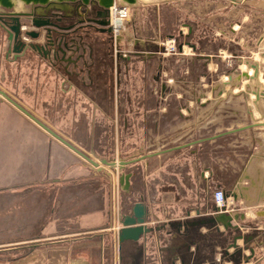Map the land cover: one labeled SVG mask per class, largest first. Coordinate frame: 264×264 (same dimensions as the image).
<instances>
[{"label":"crops","instance_id":"obj_1","mask_svg":"<svg viewBox=\"0 0 264 264\" xmlns=\"http://www.w3.org/2000/svg\"><path fill=\"white\" fill-rule=\"evenodd\" d=\"M189 1L138 0L132 6L153 9L152 32L161 25L162 6L180 11L171 25L182 37L174 55L162 54L160 36H142L130 19L117 42L126 57L107 68L99 44L91 55L93 63L86 51L73 65L53 63L51 57L29 49L16 56L7 51L6 43L0 54V86L99 161L100 167H93L0 98V264H93L94 249L98 264H108L109 249L123 264L125 251L136 245L144 248L141 264H180L176 249L183 235L178 233L186 231L206 236L182 247L186 264L217 263L222 246L231 240L222 244L221 236L231 238L232 231L221 225L218 230L204 225L184 230L176 225L214 214L219 207L213 198L216 190L223 192L226 210L244 214L243 220L232 223L241 234L250 235L246 246L254 250L247 262L220 259L219 263L264 264V92L255 90L261 95L255 100L234 96L236 73H252L246 62L257 59L240 53L243 43L244 49L248 47L246 35L229 40L238 52L216 43L226 36L215 22L223 9L221 1L195 0L192 10L197 22L187 23ZM254 2L229 1L228 12L243 16L229 23L232 34L241 25H251L252 8L264 9V0ZM249 4L254 7L244 11L242 5L247 10ZM203 8L210 13L203 16ZM200 26H207L202 33L206 36L194 38ZM24 42L41 44L44 32L37 39L25 37ZM194 63L207 72L197 77V94L185 97L187 91L178 86L174 74L181 71L184 80ZM236 63L242 64L235 68ZM227 71L234 76L228 81L226 76L213 81L204 77L218 78V73ZM253 82L241 83L253 88ZM240 101L246 105L242 113L234 107ZM254 106L259 113L252 112ZM110 146L112 155L107 157ZM101 159L136 161L115 170L101 164ZM121 172L131 173L128 191L118 184ZM137 201L146 207L147 226L164 227L138 241L118 243L120 218ZM216 240L210 262L205 258L206 242ZM237 245L243 257L249 254L242 239ZM234 257L239 259L238 254Z\"/></svg>","mask_w":264,"mask_h":264},{"label":"water","instance_id":"obj_2","mask_svg":"<svg viewBox=\"0 0 264 264\" xmlns=\"http://www.w3.org/2000/svg\"><path fill=\"white\" fill-rule=\"evenodd\" d=\"M231 1H238V0H231ZM119 2L122 4H126L129 6H135L138 4V0H0V8L7 11V15H11L12 20H16L17 24L15 26L9 27V36L8 39L10 42L13 40L17 43L19 38V32H20V23L18 22L20 15H22L20 12H17L16 9L20 5H31L33 6V9L30 13L25 14L26 16H29L31 19V24L33 27V30L26 31L25 34L26 37L30 39H37L42 32H44V37H46V41L43 43H34V42H24L20 41L17 45L12 46L8 51L13 52L16 55H21L24 50L29 49L36 51L38 53L43 54L46 58L47 57H55L56 54H61L62 58L65 54L66 50H70L68 46L63 44H58L56 47L55 43L49 39V33L51 31L56 30H62L65 31L70 28L69 27H61L53 22H48L45 17L48 15H56L57 21H60L63 18L70 17L73 13H79V11H91L92 9L96 8V20H93V22L96 24V29L99 31H104V33L110 35L111 34V28L109 26V12L110 7L115 3ZM77 23H81V20H77ZM12 32L14 34H12ZM120 37V34L113 37L115 42H118ZM171 37V36H169ZM182 44L178 45V49H180ZM193 48V46L191 45ZM78 47H76L77 49ZM261 56L264 57V52L260 53ZM120 57L123 58V56L120 55ZM246 64L249 65V68L253 70L251 74H249L246 71H241L236 73V79L239 80L240 78L254 80L257 78L260 64L258 62H249L247 61ZM228 80L232 79V75H227ZM256 97L258 95L256 92H253ZM0 98H3L6 100L9 104H11L13 107H15L18 111H20L22 114L27 116L30 120H32L35 124H37L39 127H41L44 131H46L50 136L61 142L63 145L68 147L70 150H72L74 153H76L78 156L86 160L88 163H90L93 167L99 168V161H95L93 158H91L87 153L80 150L77 146H75L73 143H71L69 140L64 138L62 135H60L57 131H55L52 127H50L48 124H46L44 121L39 119L36 115H34L31 111H29L26 107H24L21 103H19L15 98H13L10 94L6 92L1 86H0ZM136 159L131 160H107V159H101L100 163L104 164L105 166H108L111 169H123L124 166L135 162ZM131 176L130 172H121L118 176V184L126 191H128L129 187V178ZM213 213L211 216L205 217V218H199L197 220H187L185 222H177L176 225L179 228L182 226L184 230L187 229L188 226H200L204 225L207 227L214 226L216 230H218V226L221 225L223 227L224 231H232L234 234L231 237V240L227 243V246H222V249L220 251L221 259L225 260H232L234 262H247L248 259L251 258V256L254 254V250L251 247L246 246V241L251 239L250 235H243L240 233V227L235 223L233 224L232 221H238L244 219V214L242 213H231L228 210H226L225 205H222L221 207H215L213 209ZM146 207L141 201L134 202L130 208V212L127 214H123L120 218V227L117 230L116 236L118 243H123L125 241H138L140 237L145 236L148 233H151L154 230H158L159 227L163 228L164 225L153 227V226H147L146 221ZM174 225V224H170ZM242 239L243 244L245 245V248H248L249 254L246 256H242L240 254L242 252V249L239 248L237 245V240ZM232 248L234 249V252L230 254L228 252V249ZM238 254L239 259H235V255ZM240 254V255H239ZM182 264V262H180ZM217 264V263H212Z\"/></svg>","mask_w":264,"mask_h":264},{"label":"rangeland","instance_id":"obj_3","mask_svg":"<svg viewBox=\"0 0 264 264\" xmlns=\"http://www.w3.org/2000/svg\"><path fill=\"white\" fill-rule=\"evenodd\" d=\"M212 1L213 0H201V2H206V3L207 2L212 3ZM215 1H217V2L221 1V3L223 4L222 5L223 9L221 10V13H220L221 15H218V17L215 18V22H218L219 24H221L222 27L224 28V30L226 31L225 39L220 40L219 42L216 41V43L220 46V48L232 50L233 51L232 53H234L235 51L238 52L239 48L236 47V44L234 41H236V39L238 37L244 38V35H246V36H248V38H247L246 42L245 41H243V42H245V44H247L248 47H247V49H244V43H243V46L241 47L242 51L240 53H242L241 54L242 56L248 57L249 60H251V58L257 59V62L260 64V68H259L257 78L253 80L254 81L252 84L253 88H250V87L247 88V85L249 83L247 85H243L241 83L242 81L249 80V79H244V78H240L239 80H237V82H238L237 86L234 88V91H235L234 96H236L237 98L238 97H242V98H250L251 97L252 100H255L256 96L254 95V93L252 91L257 90V91L264 92L262 89H260L261 87L264 89V57L260 55V53L264 52V9L262 11H260V10L252 8V11H253L255 16L253 17V20L251 21V25H250V22L247 23V25L246 24L241 25L240 27H237L238 30L236 31V34L235 33L232 34L231 31L229 30V23L231 21H237L238 19H241L243 17L242 14H240L239 12L237 13V11L233 12V13L228 12V7H230L229 6L230 0H215ZM254 1L256 2V0H254ZM250 2H252V1H250ZM255 2H254V4H255ZM196 4L197 3L195 2V0L189 1L188 6L190 9V17H188V21H184V22H187V23L197 22V19L195 20V16H193L194 10H192L193 6ZM244 5H242L244 11H250L251 7H254V6H251L249 4V5H246V7L247 6L248 7H247V10H245ZM208 6L210 7V5H208ZM152 10L153 9L148 8V7L144 11L141 10L139 7H132V9H130V18L129 19L133 23H135V25L137 27H140V30H142L141 33L143 34L142 36H145V35L150 36L152 34L153 35H159L160 38L164 41L165 39H167L169 37L168 35L172 34L173 37L176 38L177 44L180 43L182 37H179V33H177V30H172V28H171V25H173V22L176 23V19H177V16L180 15V11L169 9V8L162 6V8L160 9V19H159L161 25L159 26L157 31L152 32V30H155L154 28L156 27V25L154 24V21H155L154 15L155 14ZM199 11H200V9H199ZM208 11H211V9H209V10L204 9V11L203 12L201 11V13L203 16H205V15L210 13ZM229 14H230V16L228 17ZM178 19H180V18H178ZM130 20H128V22H127L128 25L131 22ZM169 30H171V31H169ZM206 30H207V26L206 27L200 26L199 31L197 30L194 38H197L198 35L199 36L200 35L206 36V34H202V33H206L205 32ZM209 32H210V30H209ZM232 38L234 39V41L233 42L229 41ZM205 42H208V41H205ZM216 43H215V46H216ZM5 45H6L5 37L2 33V31H0V54H2V52L5 50V47H6ZM241 64L242 63H240V64L236 63L235 68H237V66H239ZM220 69L222 70V69H224V67L220 66ZM188 70L190 72L187 75H185V77H183V78H185L184 80H181V78H180L181 71L177 70V72H175V74H174V75H176V78L179 82L178 86L182 87L185 91H187L183 95L185 97H191V96H195L197 94V91L199 90V89H197V84H196L197 77L202 75V73L207 72L206 70H204V68H202L200 63H194L192 65V67H189ZM252 72H253V70H252ZM229 74H230L229 71H227V73H225V72H221V74L218 73V78L214 74L213 75L212 74L211 75L205 74L204 77L208 81H213V80L220 79V77H222V76H226V81H228L227 75H229ZM232 77H234V76L232 75ZM163 78H165V77H163ZM250 84L248 86H251ZM256 94L258 96H261L257 92H256ZM234 107L237 108V110H239L238 111L239 113H242L245 111L246 105H245L244 101L243 102L240 101V103L235 104ZM252 112L253 113H259L260 110L258 111V109H256L254 106ZM262 112L264 113V110H262ZM109 150H111V146L108 147L107 154H105V155H108L107 157H111V155H112L109 152ZM223 235L224 236H221L222 237L221 243H224V241H227V240L229 241L231 239L227 235H225V234H223ZM113 252H114V254H113ZM218 252H217V255H218ZM93 253H94L93 264H98V258H96L98 256V251L94 249ZM108 254H109L108 255L109 256L108 264H119V263H117L116 259L114 258L115 250L113 251V249H109ZM220 255H219V257H220ZM113 258H114V261H113Z\"/></svg>","mask_w":264,"mask_h":264},{"label":"flooded vegetation","instance_id":"obj_4","mask_svg":"<svg viewBox=\"0 0 264 264\" xmlns=\"http://www.w3.org/2000/svg\"><path fill=\"white\" fill-rule=\"evenodd\" d=\"M33 9L31 5H20L16 11L20 12L22 15L18 16L20 23V32L19 38L17 43L13 40L10 42L8 39V32L10 26H15L17 24L16 20L11 19V15H7V11L0 8V31H2L8 50L12 48V46L17 45L20 41H24V38L27 36L25 34L26 31H30V27H32L31 19L29 16L25 14L30 13ZM110 17V12H109ZM48 22H53L61 27H69V29L65 31H51L49 33V39L55 43L56 47L58 44L65 43L70 50H66L65 54L62 58L61 54H56L55 57L52 58L53 63H73L76 64V60L83 57V52L86 53L92 58L93 49L99 44V47L103 49V57H102V64L105 65V68L110 66L112 62L115 60L118 61L121 57H126V54H123L120 50V47L117 42H115L112 34L108 35L104 33V31H99L96 28V24L93 20H96V8L92 9L91 11H79V13H73L68 18H63L60 21H57L56 15H48L45 17ZM77 20H81V23H77ZM97 34H101L103 38L100 40L97 37ZM12 34H14L12 32ZM45 35V34H44ZM46 37H44V41H46ZM76 47H78L76 49ZM7 50V51H8ZM9 52V51H8ZM12 52V51H11ZM15 54V53H14ZM41 54V53H40ZM16 55V54H15ZM43 55V54H42ZM18 56V55H16ZM44 56V55H43ZM74 56V57H73ZM73 57V58H72ZM93 63V58L92 61ZM83 63H86L85 61ZM219 242L216 240L214 242L209 241L206 242L207 250L209 251L208 257H205L210 262L214 261V245L215 243ZM185 243H182V247H184ZM197 244V248H198ZM177 247L176 251L179 252L181 258L185 259V250L183 248ZM143 246L136 245L130 248V250L125 251L124 257H122L123 264H141L140 258L143 253ZM168 259V258H167Z\"/></svg>","mask_w":264,"mask_h":264},{"label":"built area","instance_id":"obj_5","mask_svg":"<svg viewBox=\"0 0 264 264\" xmlns=\"http://www.w3.org/2000/svg\"><path fill=\"white\" fill-rule=\"evenodd\" d=\"M130 6L115 2L110 7L109 26L111 28V34L113 37L119 35L126 27L130 18ZM160 52L164 55H174L179 53L178 44L176 38L173 36L168 37L162 43ZM215 202L221 207L223 204L224 194L220 190H216L213 193ZM220 257L215 260L217 264H220Z\"/></svg>","mask_w":264,"mask_h":264},{"label":"trees","instance_id":"obj_6","mask_svg":"<svg viewBox=\"0 0 264 264\" xmlns=\"http://www.w3.org/2000/svg\"><path fill=\"white\" fill-rule=\"evenodd\" d=\"M179 234V237L181 236V235H183V236H181V240H183V242L182 243H185L184 245H185V247L186 246H189V245H191L192 243H196V241L198 240V241H201L202 242V239L204 238L205 240H206V236L204 235V236H202L201 237V235H199V234H196L194 231H186V233L184 232V233H178ZM223 236V235H222ZM221 241H222V237H221ZM224 241V240H223ZM222 244H224V243H222ZM197 245V244H196ZM178 247H182V244H180V246H178ZM196 251H199V246H198V248H197V250ZM181 262H182V264H186L187 262L185 261V259L183 260L182 258H181Z\"/></svg>","mask_w":264,"mask_h":264},{"label":"bare ground","instance_id":"obj_7","mask_svg":"<svg viewBox=\"0 0 264 264\" xmlns=\"http://www.w3.org/2000/svg\"><path fill=\"white\" fill-rule=\"evenodd\" d=\"M249 74H251V73H249Z\"/></svg>","mask_w":264,"mask_h":264}]
</instances>
